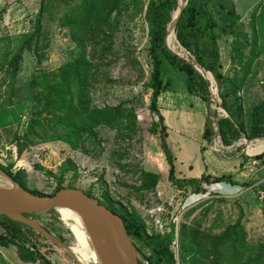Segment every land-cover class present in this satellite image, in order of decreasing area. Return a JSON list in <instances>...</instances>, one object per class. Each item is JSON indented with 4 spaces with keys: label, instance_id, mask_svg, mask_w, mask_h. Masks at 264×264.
Instances as JSON below:
<instances>
[{
    "label": "rangeland",
    "instance_id": "374dc122",
    "mask_svg": "<svg viewBox=\"0 0 264 264\" xmlns=\"http://www.w3.org/2000/svg\"><path fill=\"white\" fill-rule=\"evenodd\" d=\"M232 1L241 18L239 32H244L251 41L256 38L259 42L257 58L245 77L244 84L247 91L246 104L252 106L264 98V0ZM149 2L150 0H123L121 13L117 14L119 29L115 35L112 56L97 63L95 80L89 89L92 107L104 109L122 106L125 109L127 118L121 127H100L99 141L88 144L85 149L73 150L68 144L60 141L43 142L31 146L19 155L18 144L13 142V137L16 133L19 137L24 134L34 112L32 102L27 100L32 79L40 71L58 72L76 47L68 31L61 28L59 22L72 0H48L49 6L41 22L39 44L32 51H25L15 80L12 79L11 73L1 68V64L9 46L17 49L22 40L20 37L33 30L41 0H0V164L11 166L13 173L25 170L28 188L44 196L55 192L60 178L66 173L62 184L64 188L91 192L98 200L108 205L136 213L145 223L150 235L153 232H169L173 224L176 225L178 235L182 223L190 224L195 218L202 219L206 208L210 207L205 219V228H209L215 219H218L219 224L231 223L243 213V223L249 241H263L264 190L260 185L264 183V165L254 159L261 152L255 155L248 153L249 147L256 146L261 140L245 141L247 144L239 151L215 153L218 163V170L215 171L217 176L229 173L234 178L237 176L236 181L241 183L251 180L254 182L251 187L213 184L205 187L204 194L195 195L189 187L180 188L169 180V165L161 149L160 136L151 132L152 123L158 122L159 118L156 120V114L151 109L152 91L147 87L152 73V63L148 56L149 26L145 18ZM170 36L169 32L167 41L170 49L182 58L190 57L177 39L171 38L169 41ZM233 41L235 37L231 35L223 36L219 41L223 71L232 78H242L246 70L241 68L238 59H232L235 55L232 51ZM249 51L250 48L243 50L247 59L250 58ZM173 75L174 90L168 93L167 98H161L162 104L159 103L158 107L164 110V105H172L174 107L171 109L176 111L180 105H175L173 101L181 102L182 105L184 102L185 107L195 112L194 119L199 120L204 116V108L200 105L202 101L194 102L196 97L187 93L183 76L176 72ZM205 76L213 85L212 104L208 115L214 129H217V120L227 114L218 104L220 98L217 83L209 74L205 73ZM240 94L243 96L242 89ZM204 106L206 107L205 103ZM215 113H218L217 117ZM198 120L193 123L191 119L189 133L196 132L199 128ZM202 133L201 127L192 136L182 134L190 139V147L184 146V141L178 138L175 131H172L168 139L170 148L176 151H184L185 148L190 154L184 157L186 163L184 162L182 167L179 165L180 172L176 162V176L180 180L188 179L187 176L198 173L204 166L200 159ZM216 140H219L218 136L215 137L214 141ZM243 140L246 139L241 141ZM203 147L202 157L208 151L209 145L202 142ZM244 157L249 159L245 161ZM240 163L238 170L237 165ZM225 164L228 168L222 166ZM144 170L161 176L157 187L151 192L138 190L140 172ZM219 187L226 188V192L219 191ZM206 202H209V205L202 208ZM56 213L57 219H54L53 214L44 213L43 224L52 225L54 235H61L65 246H75L76 241L71 230L61 220L59 212ZM54 235L51 236L55 238ZM37 243L41 253L54 264H80L72 253L65 252L63 247L45 237H37ZM178 247L180 248V245L176 239V245L172 246L176 257ZM138 257L141 262L147 264L139 253Z\"/></svg>",
    "mask_w": 264,
    "mask_h": 264
},
{
    "label": "trees",
    "instance_id": "16d2710c",
    "mask_svg": "<svg viewBox=\"0 0 264 264\" xmlns=\"http://www.w3.org/2000/svg\"><path fill=\"white\" fill-rule=\"evenodd\" d=\"M184 1L186 5L175 26L177 41L196 64L206 73L212 74L217 83L221 108L227 114L217 120V132L211 117H208L203 141L210 146L218 136L223 146L230 147L244 138L249 142L264 139V98L252 106H247V91L244 88L245 77L257 58L258 40L254 38L251 41L244 32H239L241 18L232 0ZM179 5L180 0H150L145 16L150 38L148 56L152 63L147 87L152 91L151 109L159 117L158 122L152 123L151 132L160 136L161 149L169 165V180L180 188L189 187L195 195L204 194L205 187L213 184L251 187L254 185L253 181L241 183L232 175L213 176L204 173L200 178L183 180L176 176V158L167 142L168 128L160 114L158 99L162 93L174 90L173 73L176 72L183 76L189 95L201 99L208 109L212 104L211 82L193 63L173 52L167 45L168 30ZM48 6V0H41L33 30L20 37L22 40L17 49L9 46L5 52L1 68L11 73L13 80L18 75L25 51H32L39 44L41 22ZM122 7L123 0H72V3L67 5L59 22L61 28L68 31L76 47L58 72L40 71L32 79L27 100L32 102L34 112L24 134L19 137L16 133L13 137V142L18 144L19 155L31 146L43 142L60 141L68 144L73 150L85 149L88 144L99 141L100 127H121L127 118L125 109L122 106L104 109L92 107L89 89L95 80L97 63L112 56L115 35L119 29L117 14L121 13ZM230 35L235 37L232 42L235 55L232 59H238L241 68L246 70L242 78H232L223 71L219 41L223 36ZM170 39L171 36L169 41ZM247 48H250L248 59L243 52ZM241 89L244 97L240 94ZM215 116L217 117L218 113H215ZM262 151L264 143H257L256 146L249 147L248 153L255 155ZM248 159L244 157L245 161ZM254 159L264 165V153ZM0 168L24 190L37 194L28 188L25 170L13 173L11 166L5 167L1 164ZM65 174L50 196L64 189L62 184ZM160 177L150 171H141L138 190L153 191ZM260 186L264 190V183ZM85 193L96 198L91 192ZM99 201L121 217L137 252L147 264H264V240L256 243L249 241L243 223V213L231 223L219 224L218 219H215L209 228H205V219L210 210V207H207L202 219L195 218L190 224L182 223L178 235L175 224L171 225L169 232H153L150 235L145 223L136 213H129L124 208ZM206 205H209V202L201 207ZM47 214H53L54 219L58 217L56 210ZM42 215L44 213L26 217L54 235L52 225L43 224ZM39 236L44 238L28 225L0 215L2 247H16L20 259L27 263L54 264L41 253L37 243ZM54 236L65 244L61 235ZM176 239L180 245L178 259L172 249Z\"/></svg>",
    "mask_w": 264,
    "mask_h": 264
},
{
    "label": "water",
    "instance_id": "95a60500",
    "mask_svg": "<svg viewBox=\"0 0 264 264\" xmlns=\"http://www.w3.org/2000/svg\"><path fill=\"white\" fill-rule=\"evenodd\" d=\"M182 2L181 10H177L179 15L176 20L173 19L168 32L174 31L175 34L176 23L186 5L184 0ZM167 45L169 47L168 41ZM186 60L193 63L196 69L205 76L206 72L196 64L193 58L188 57ZM207 74L213 78L211 73ZM221 103L220 100L218 103L220 107ZM263 153L264 151L260 154ZM0 176L9 180L16 187L15 190L0 189V215L26 224L49 241L66 248L67 246L52 237L40 224L26 216L49 213L53 210L58 211L61 208L74 209L82 216L94 234L100 250L102 264H139L141 262L121 217L102 205L98 199L88 196L85 191L77 188H64L53 196H41L24 190L1 168Z\"/></svg>",
    "mask_w": 264,
    "mask_h": 264
},
{
    "label": "crops",
    "instance_id": "0c3cea01",
    "mask_svg": "<svg viewBox=\"0 0 264 264\" xmlns=\"http://www.w3.org/2000/svg\"><path fill=\"white\" fill-rule=\"evenodd\" d=\"M168 93L169 92H165V93H162L158 99V105L160 103V105L162 104L161 102V98H167L168 97ZM188 100V99H187ZM196 101L194 102H198L200 103L201 102V99H195ZM184 101H186V99H184ZM172 102V101H171ZM175 102V105H180L176 111L172 110L174 106L172 105H167V107H165L166 105H164V110H161L160 109V114L164 117L165 119V123H166V126L168 128V134H170L168 136V139H170V136L172 134V131H175L176 134L178 135V138L181 139L182 141H184V146L185 147H190L189 146V141L190 139L188 137H184L182 136V134H185V135H190L192 136L193 133H197L199 131V129H201L202 127V132L204 133V129H205V125L207 123V120H208V107L204 106V102L200 103V105L204 108V116L203 117H200V122L197 118L194 119V116L193 114L195 113L193 110H189V108L185 107L184 106V102H183V105L180 104L181 102H178L177 101H173ZM182 105V106H181ZM206 105V104H205ZM160 107V106H159ZM170 108V109H169ZM172 108V109H171ZM184 116V117H183ZM188 118L190 119V121H188ZM191 119L193 120V123L198 120V123H199V128L196 130V132H192L190 131L191 133H189V129L191 130ZM202 123V125L200 124ZM201 125V126H200ZM203 133H202V138H201V147L200 149H202V142L203 141ZM168 139H167V142H168ZM245 141L247 142V140H243V141H239L237 143H235L234 145L230 146V147H225L222 145V142L219 138V140L217 141H214L213 144H211L209 146V149L208 151H206V153L204 154V156L202 157V154H203V151L200 152L201 154V161L203 162V168L201 170L198 171V173H194V175H189L187 176L186 178H200L204 173L205 174H210V175H213V176H217L215 171L218 170V163H217V159H216V151H223V152H232L233 150L235 151H239V149L242 147V146H245L247 143H245ZM169 145V144H168ZM216 148V149H214ZM176 158V165H177V169L179 168V165L180 167H182V164L185 162L186 163V159H184V157L186 156H189V151H185V148H184V151H182L181 149H178V151L172 149V147L170 148ZM187 149V148H186ZM222 166H226L225 165H222ZM236 166V165H234ZM227 167V166H226ZM238 170H240V167H241V163L240 165H237ZM200 168V165L198 164L197 166V169ZM228 168V167H227ZM180 168H179V172H180ZM234 170V169H233ZM232 170V171H233ZM223 175H229V173L227 174H223ZM235 180H237V176L234 178ZM215 185V184H214ZM219 186H223L221 184H218ZM219 191H225L226 192V188L223 189L224 187H219ZM0 264H36V263H27V262H24L20 259L19 255H18V251L16 249V247L14 246H9V247H2L0 245Z\"/></svg>",
    "mask_w": 264,
    "mask_h": 264
},
{
    "label": "bare ground",
    "instance_id": "6f19581e",
    "mask_svg": "<svg viewBox=\"0 0 264 264\" xmlns=\"http://www.w3.org/2000/svg\"><path fill=\"white\" fill-rule=\"evenodd\" d=\"M182 5L183 2L181 0L179 11L181 10ZM179 11L175 12V14H177L176 16L174 14L175 20L179 15ZM170 33L171 38L176 39L174 31H171ZM210 78L212 77L210 76ZM258 143H264V140H261ZM0 189L15 190L16 187L9 180L0 176ZM58 212L61 220L71 230L76 241L75 246L63 247V250L65 252H71L78 259L80 264H90L91 262L94 264H102V258L95 236L82 216L71 208H61Z\"/></svg>",
    "mask_w": 264,
    "mask_h": 264
},
{
    "label": "built area",
    "instance_id": "2783aa9c",
    "mask_svg": "<svg viewBox=\"0 0 264 264\" xmlns=\"http://www.w3.org/2000/svg\"><path fill=\"white\" fill-rule=\"evenodd\" d=\"M213 85H211V87H212ZM211 90H212V88H210ZM211 93H212V95H213V91H211ZM222 109V108H221ZM154 112V111H153ZM154 114H156L155 112H154ZM155 116V115H154ZM155 118H156V120H157V118H159L158 117V115L156 114V116H155ZM215 130L217 131V129L215 128ZM263 194H264V191L262 192ZM159 222V221H158ZM173 245H176V241L173 243ZM179 248V247H178ZM177 259H178V257H176ZM179 264V263H178Z\"/></svg>",
    "mask_w": 264,
    "mask_h": 264
}]
</instances>
